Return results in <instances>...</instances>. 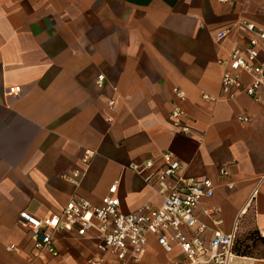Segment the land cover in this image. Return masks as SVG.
Listing matches in <instances>:
<instances>
[{
    "label": "crops",
    "instance_id": "1",
    "mask_svg": "<svg viewBox=\"0 0 264 264\" xmlns=\"http://www.w3.org/2000/svg\"><path fill=\"white\" fill-rule=\"evenodd\" d=\"M241 19L264 25V0H0V264L96 254L72 234L58 258L38 255L18 214L46 218L71 199L98 206L114 183L121 213L158 207L131 167L152 160L158 171L164 153L181 177L212 182L196 210L206 240L230 233L242 211L240 230L251 223L264 238V90L257 102L222 98L218 61L239 40H214ZM176 103L188 135L173 126ZM147 257L171 259L153 242Z\"/></svg>",
    "mask_w": 264,
    "mask_h": 264
},
{
    "label": "built area",
    "instance_id": "2",
    "mask_svg": "<svg viewBox=\"0 0 264 264\" xmlns=\"http://www.w3.org/2000/svg\"><path fill=\"white\" fill-rule=\"evenodd\" d=\"M229 38H238L239 41L232 45L225 59L218 61L222 67L221 97L233 101L245 95L257 102L264 90V25L236 20L214 36L217 44ZM103 83L104 77L98 76V87ZM20 93V87L7 89L9 96H19ZM173 93L176 99L184 100L182 91L174 88ZM113 105L114 102L110 101L109 107ZM170 116L176 133L188 135L187 112L176 103L171 107ZM238 120L250 122L243 116ZM88 159L86 154L83 160L87 163ZM161 159L163 164L158 171L154 170L152 160L131 167L146 186L161 196L158 207L143 206L133 213H121L120 200L116 196L117 184L114 183L98 206L84 199H71L62 210L46 218L22 211L18 214L17 225L29 234L33 250L38 255L51 258L60 256L61 240L67 242L74 234L76 238L90 242L96 250V254L86 258L85 264H144L143 258L152 242L164 256L171 258L161 264H233L237 258L234 248L243 211L230 233L216 230L206 240L207 228L197 217L196 210L203 199L212 197V182L207 178L181 177L180 163L171 153L162 154ZM226 174L222 172V175ZM257 189L251 192L246 206L253 203ZM220 224L218 220L216 225Z\"/></svg>",
    "mask_w": 264,
    "mask_h": 264
},
{
    "label": "rangeland",
    "instance_id": "3",
    "mask_svg": "<svg viewBox=\"0 0 264 264\" xmlns=\"http://www.w3.org/2000/svg\"><path fill=\"white\" fill-rule=\"evenodd\" d=\"M245 246H248L249 249H247V251L250 253L251 257H241L236 255L237 258L233 260V264H260L261 261H264V243L260 241L259 235L254 230L251 223H248L247 228L243 230H240V226L238 227L236 247L240 248V251H243ZM166 258L165 260H167ZM157 259L158 258L147 257L144 259V264H158L159 262ZM84 260L85 257L83 255L74 252L72 259L64 257L63 255L59 259H50V264H84ZM36 261L41 264L45 263L38 257Z\"/></svg>",
    "mask_w": 264,
    "mask_h": 264
},
{
    "label": "trees",
    "instance_id": "4",
    "mask_svg": "<svg viewBox=\"0 0 264 264\" xmlns=\"http://www.w3.org/2000/svg\"><path fill=\"white\" fill-rule=\"evenodd\" d=\"M259 239L262 243H264V238L260 237L259 236ZM236 245H237V241H236ZM235 245V248H234V254L235 255H238V256H241V257H251L250 253L247 251L248 246H245L243 251H240V248H237Z\"/></svg>",
    "mask_w": 264,
    "mask_h": 264
}]
</instances>
